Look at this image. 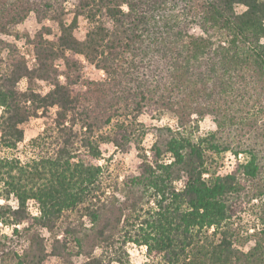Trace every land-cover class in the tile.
<instances>
[{"label":"trees","instance_id":"obj_1","mask_svg":"<svg viewBox=\"0 0 264 264\" xmlns=\"http://www.w3.org/2000/svg\"><path fill=\"white\" fill-rule=\"evenodd\" d=\"M0 200L17 264H264V0H0Z\"/></svg>","mask_w":264,"mask_h":264},{"label":"rangeland","instance_id":"obj_2","mask_svg":"<svg viewBox=\"0 0 264 264\" xmlns=\"http://www.w3.org/2000/svg\"><path fill=\"white\" fill-rule=\"evenodd\" d=\"M69 4L67 7L69 8ZM37 29V26L33 20L32 17H29L21 26L18 27V33L24 34L29 33L33 34ZM85 29V24L83 21L80 22V27L77 32V36L81 37L83 35ZM18 46H23V41H17ZM26 56H29V60L31 61V54L29 55V51H23ZM29 61V64H30ZM82 62H84L82 60ZM84 75L85 78L89 80H99L104 77V74L102 71H96L93 69L92 66L85 65L84 66ZM142 122L145 123L148 134L143 139L142 146L145 149H149L152 143V131L154 125H169L173 127L175 125L173 118H171L169 115L164 116L161 121L155 122L147 117H143L140 119ZM24 128V142L19 146V158L20 160L24 161V152L27 153V150L24 148L27 141L33 137H35L38 133H40L43 129V123L41 119H32L27 124L23 126ZM214 124L211 122L210 119H205L201 122H199V130L200 133H205L208 130H213ZM17 155V153H15ZM242 158V157H241ZM235 159L230 156L229 154H226L224 157L217 160V164L214 166V170L220 174H226L229 173L233 167ZM98 165H107V168L109 172H112L113 175H124L128 174L130 172H135L137 165H138V159L136 156V152L134 149L128 154V155H121L118 152H116L111 146L105 145L102 147V160L97 162ZM3 203L0 200V204ZM14 204V203H12ZM30 211L35 214L36 210L32 203L29 204ZM26 237L18 238L17 236L13 235L11 233V229L2 227L0 225V247L3 246L4 248L0 249V264H17V257L15 254H19L20 250L25 245ZM252 241H250L246 247H250L252 245ZM128 254H129V261L131 264H157V261H152L149 258H147L145 254V247H138L134 245L128 246ZM75 262L77 264L81 263L80 258H74ZM44 264H55L53 260H47Z\"/></svg>","mask_w":264,"mask_h":264}]
</instances>
